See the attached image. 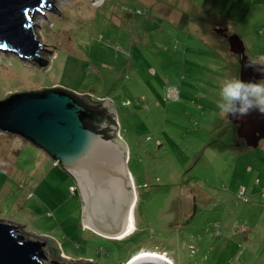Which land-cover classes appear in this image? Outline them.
<instances>
[{
  "label": "rangeland",
  "instance_id": "obj_1",
  "mask_svg": "<svg viewBox=\"0 0 264 264\" xmlns=\"http://www.w3.org/2000/svg\"><path fill=\"white\" fill-rule=\"evenodd\" d=\"M201 1L264 68V0ZM51 2L59 12L44 7L31 18L35 40L54 53L37 51L38 64L0 45V99L59 86L112 103L136 190L135 228L111 240L85 227L73 178L2 132L0 221L44 238L55 262L128 264L156 252L173 264H264V139L235 146L230 116L216 107L222 82L239 78L237 58L209 35L220 21L179 0ZM163 6L176 8L168 16ZM180 7L197 21L173 23Z\"/></svg>",
  "mask_w": 264,
  "mask_h": 264
},
{
  "label": "water",
  "instance_id": "obj_2",
  "mask_svg": "<svg viewBox=\"0 0 264 264\" xmlns=\"http://www.w3.org/2000/svg\"><path fill=\"white\" fill-rule=\"evenodd\" d=\"M44 7L59 12L51 0H0L1 50L12 49L43 64L44 56L37 51L53 54L56 47L35 40L31 17L36 11L44 13ZM229 43L241 59L239 78L263 80L264 68L256 63L248 66L253 62L240 38L234 35ZM230 120L239 126L238 139L249 148L259 146L264 139V114L252 111L240 119L230 116ZM117 131L112 103L59 86L7 93L0 99V132L39 148L72 177L83 202L84 226L109 238L127 237L135 228V187L127 169L126 144ZM105 132L115 137L107 139ZM19 228L0 221V264H80L63 256L62 261H50L46 243L21 235ZM128 264L172 263L143 254Z\"/></svg>",
  "mask_w": 264,
  "mask_h": 264
},
{
  "label": "clouds",
  "instance_id": "obj_3",
  "mask_svg": "<svg viewBox=\"0 0 264 264\" xmlns=\"http://www.w3.org/2000/svg\"><path fill=\"white\" fill-rule=\"evenodd\" d=\"M255 65L252 63L248 66ZM219 97L216 107L222 115L240 119L252 111L264 114V80L244 81L236 77L225 79Z\"/></svg>",
  "mask_w": 264,
  "mask_h": 264
},
{
  "label": "crops",
  "instance_id": "obj_4",
  "mask_svg": "<svg viewBox=\"0 0 264 264\" xmlns=\"http://www.w3.org/2000/svg\"><path fill=\"white\" fill-rule=\"evenodd\" d=\"M179 2L180 3H182L185 7H190V6H192L193 4H194V6H195V8H197V11L200 13V14H202L204 11H209V12H211V13H213V14H216V13H214L212 10L210 11V10H208L206 7L204 8V4H203V2L201 1V0H195V1H191V0H179ZM148 5H150L151 4V1H149V2H146ZM156 6V4H152V8H151V10L154 8ZM176 7H174V6H172L171 8L169 7V9L168 8H166L165 6H163V9H161L162 10V12H164L165 14H167L168 16L169 15H171V10H174ZM181 9H180V12H179V16H178V20L177 21H173V23L174 22H176L177 24L178 23H180V24H182V25H190V23L192 22V21H197L196 19H194L193 20V16H192V14H191V16H188V13H186L187 12V9L188 8H184V7H180ZM157 10H158V8L156 9V12H157ZM192 10H194V9H191V11ZM218 13H222V12H218ZM217 16H219L218 14H216ZM219 17H221V16H219ZM221 18H223V17H221ZM120 137V136H119ZM121 138V137H120ZM122 139V138H121ZM134 183V182H133ZM134 187H135V185H134ZM81 202H82V200H81ZM82 212H83V202H82ZM84 218V217H83ZM92 231H94V230H92ZM94 232H96V231H94ZM97 233V232H96ZM98 235H100L99 233H97ZM100 236H102V237H104V238H106V239H111V240H117L118 238H109V237H105V236H103V235H100ZM41 239H43V241L45 242V240H44V238H41ZM47 247H48V245H46ZM62 255H64V257H67L63 252L61 253Z\"/></svg>",
  "mask_w": 264,
  "mask_h": 264
},
{
  "label": "flooded vegetation",
  "instance_id": "obj_5",
  "mask_svg": "<svg viewBox=\"0 0 264 264\" xmlns=\"http://www.w3.org/2000/svg\"><path fill=\"white\" fill-rule=\"evenodd\" d=\"M201 30L203 31L204 29L202 28ZM204 33H205V34H209V32H208L207 30H205ZM210 33H211V34H209V35H215V34H216L217 36H215V37L223 39L224 44H225V46L227 47V51L230 52L233 56H235V57L237 58V61H238L237 66H238L239 73H240V61H241L240 56L236 55V54L233 52V50H231V46H230V43H229V40H230V38H231L232 36L226 34V29H225V30H219V29L216 28V27H215ZM226 44H227V45H226ZM232 125H233V132L236 134L237 131L239 130V126L236 125V124H234L233 122H232ZM234 140H235V138H234ZM261 141H262V140H261ZM261 141H260V142H261ZM233 144H235V146H237V147H241V146L244 147V146H246V143H245V141H244L243 139H238V140H237V138H236V140H235V142H234ZM135 192H136V190H135Z\"/></svg>",
  "mask_w": 264,
  "mask_h": 264
},
{
  "label": "trees",
  "instance_id": "obj_6",
  "mask_svg": "<svg viewBox=\"0 0 264 264\" xmlns=\"http://www.w3.org/2000/svg\"><path fill=\"white\" fill-rule=\"evenodd\" d=\"M204 13L208 16V17H211V18H213V19H216V20H219L220 22H217V23H215V25L217 26V25H219V27H218V29L219 30H227V29H229V27H227V25H226V23L221 19V17H219V16H217L216 14H213V13H211V12H209V11H204ZM202 16H203V13H202ZM205 19V18H204ZM206 21V20H205ZM202 22L203 21H201L200 20V23H201V26L203 27V24H202ZM81 102H83L82 100H81ZM113 122H114V124L116 125V123H115V120H113ZM104 135H105V137L107 138V139H111V138H114L115 137V135H109L108 134V132H105L104 133ZM72 189V188H71ZM72 194H74V193H72ZM248 194V193H247ZM246 194V195H247ZM240 199V198H239ZM242 200V199H241Z\"/></svg>",
  "mask_w": 264,
  "mask_h": 264
},
{
  "label": "bare ground",
  "instance_id": "obj_7",
  "mask_svg": "<svg viewBox=\"0 0 264 264\" xmlns=\"http://www.w3.org/2000/svg\"><path fill=\"white\" fill-rule=\"evenodd\" d=\"M99 1H101V0H99ZM98 1V2H99ZM122 239V238H121ZM143 254H153V255H157V256H160V257H162V258H165V259H167V260H169L170 262H171V260L170 259H168L166 256H164L163 254H158V253H156V252H142V253H139V254H137L134 258H136L137 256H140V255H143ZM133 258V259H134ZM133 259H131L130 261H132ZM172 263V262H171ZM173 264V263H172Z\"/></svg>",
  "mask_w": 264,
  "mask_h": 264
},
{
  "label": "built area",
  "instance_id": "obj_8",
  "mask_svg": "<svg viewBox=\"0 0 264 264\" xmlns=\"http://www.w3.org/2000/svg\"><path fill=\"white\" fill-rule=\"evenodd\" d=\"M97 4V3H96ZM54 165H56V163H54ZM70 192L71 193H74V189L72 188L71 190H70ZM245 193V191H242V195ZM247 194V193H246ZM246 194H244V196H243V198L242 199H244L245 201H246V198H245V196H246ZM241 199V198H240Z\"/></svg>",
  "mask_w": 264,
  "mask_h": 264
}]
</instances>
